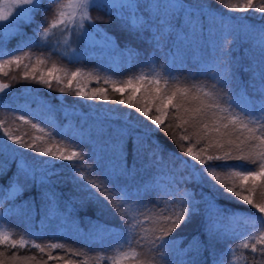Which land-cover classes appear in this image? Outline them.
<instances>
[{
    "label": "snow or ice",
    "instance_id": "1",
    "mask_svg": "<svg viewBox=\"0 0 264 264\" xmlns=\"http://www.w3.org/2000/svg\"><path fill=\"white\" fill-rule=\"evenodd\" d=\"M217 3L230 13L247 14L251 11L264 15V0H240L238 3L217 0ZM91 9L104 11L108 19H93ZM49 12L52 13L51 19L46 15ZM206 16L211 21L207 25V32L209 36L216 37L212 45L218 52L210 67L223 65L222 71L217 73V83H194L191 89H195V94L191 96V89L187 87H176L170 94L167 89L152 88L155 95L151 101L156 102V115L150 114L151 103L148 107H137L132 103L147 79L145 74L129 77L122 82V86L111 82L113 92L123 94L126 89L131 90L127 100L121 98L113 101L105 88H95L91 93L78 88L74 95L82 101L103 102L87 107L95 112V116L91 117L93 124L89 127V135L98 132L102 137H107L104 141L105 155L99 156L91 149L85 151L87 145L81 143L71 129L62 132L56 128L49 133L52 140L59 138L60 146L56 150L51 146L41 149L35 141L29 143L5 132L7 139L0 137V207L5 201L13 204L18 198L26 197L25 205L33 210L39 203L42 223L51 221L56 210H62L67 219H83L90 226V235L118 229L121 239L117 245H128L129 251H122L119 257L113 259V264H120L121 258L129 254L133 257L143 255L144 258L137 259L136 264H209L204 255L206 252L211 257V264H223L222 258L216 257L214 242L239 236L237 229L241 227L250 228L253 234L245 233L237 247L257 253V246H264V230L259 235L254 234L257 228L264 229V202H256L253 198L257 191L264 196V26L256 28L237 23L244 17L217 16L210 5H192L188 0H69L67 5L60 0H0V72L11 65H21L24 58L29 56L27 52L14 54L22 51L21 45L29 46L26 41L35 42L37 36L47 38L53 29H60L61 32L74 29L78 39L86 45L98 46L110 53L117 52L120 51L119 44L114 42L107 27L102 26L111 25L114 18L121 30L131 38L151 44L154 50H163L169 43L179 48L185 41L203 37ZM14 40L17 44L9 48ZM241 41L251 44V57L248 65L237 68L239 62L232 57V46ZM123 51L131 53L134 49L126 45ZM168 54L175 57L171 48ZM37 63L43 61L38 60ZM55 71L57 69L53 66L47 72L49 79H45L44 74L39 77L35 75L33 66L31 76L25 72L23 78H31L51 89V79L60 82L59 76L53 77ZM241 71L248 76L247 80L240 76ZM79 75V71L71 73L69 88ZM216 78L212 77L214 80ZM161 79L165 84L172 79L167 65L164 70L155 72L148 83L159 85ZM104 83H110V78H104ZM9 89V83H0V107L11 104ZM249 89H252L251 94ZM59 92L61 96L65 95L63 87L59 88ZM68 94L73 93L69 91ZM55 99L60 101L64 119L71 121L75 118L83 133L84 125L80 124L78 114L80 102L68 104L59 96ZM31 102L49 113L55 108L39 93ZM109 103L135 109L145 119L141 121L138 116L133 119L131 112L108 107ZM170 109L174 110L171 113L175 121L174 129L166 124ZM25 115L19 119L25 120ZM85 117L86 124L87 114ZM34 120L32 127L42 125V131L51 124L40 117H34ZM190 127L196 129L192 133L198 136L196 143H203L204 146L194 152L192 146L180 144L185 156L190 159L169 153L171 158L179 159L181 163L180 168H169L165 162L167 149L158 133L164 132L174 142H187L190 136L182 133L188 132ZM176 130L181 134L177 135ZM68 149H71L70 154ZM213 150L218 154H212ZM105 156L107 164L103 163ZM74 160L80 164V167L74 163L68 165L73 173L74 190L78 188L84 195L64 199L58 189L60 173L56 170V161ZM231 161L240 163L233 164ZM86 173L98 174L99 182L88 180ZM145 176L148 179H144ZM157 177L167 178L166 188L170 190L165 191L163 196L158 187L163 180L158 181ZM98 187L108 193L103 197L104 203L111 209L116 224L103 223L86 214L89 205H94V211L99 215L105 212L104 207L100 206L101 194L96 191ZM164 196L171 199L165 201ZM233 204H246L260 215H241L239 209L233 210L227 206ZM81 212H85L83 218ZM137 215H143V221H138ZM194 220L196 231L191 236L177 235L179 230ZM149 222L154 227H142ZM137 228H141L143 234L136 239V246L140 249L146 247L147 251L137 252V248L131 246ZM43 231L44 228L41 229ZM24 236L31 238L32 246L40 253L49 248L61 249L72 256L83 255L63 243H34L40 233L29 229H25L20 240L11 239L9 231L4 230V224L0 222V245L24 248L29 242ZM252 240L255 242L250 243ZM141 241L146 243L142 244ZM228 251L234 252L235 249L229 248ZM259 251L264 252V247ZM3 256L4 253L0 252V257ZM9 259L11 264H18V261L25 264L28 258H21L13 252ZM48 261L77 264L73 259L51 253L47 261L39 260L38 264H48ZM0 264H5V261L0 259Z\"/></svg>",
    "mask_w": 264,
    "mask_h": 264
},
{
    "label": "trees",
    "instance_id": "2",
    "mask_svg": "<svg viewBox=\"0 0 264 264\" xmlns=\"http://www.w3.org/2000/svg\"><path fill=\"white\" fill-rule=\"evenodd\" d=\"M68 0H60L62 4L67 5ZM192 5L196 4H205L210 5L212 9L215 10L217 16H231L234 18L244 17L242 20H237V23L248 24L253 27L259 28L264 26V15L260 13H240V12H229L227 9L223 8L221 4L217 3V0H188ZM226 2L238 3L240 0H226ZM55 7V5H53ZM91 15L93 19L97 17H103L108 19L105 12L99 9H91ZM46 15L51 19L52 13H46ZM99 22V21H98ZM210 17L204 18L205 33L203 37L197 36L191 41H185L183 44L176 47V45L169 43L168 47H164L163 50L156 49L154 50L153 46L149 43H143L138 40L131 38L127 33L121 30L118 26L119 22L115 21L113 18V23L111 25H102L107 27L109 34L114 38V42L119 44L120 51H117L120 57L125 60L118 61L117 63H111L105 56L100 54L99 56L96 53H87L82 51L79 48L78 53H73L72 51L64 52L62 49L58 48L54 44L49 42V39L41 38L37 36L35 42L26 41L29 46L24 47L21 45L22 51H17L15 55H23V53H29V56L25 57L22 64L11 65L4 68L3 72H0V83H9L10 89L8 90L10 94L14 96L8 99L11 100V104L8 107H0V137L4 136L5 132H8L14 136L22 138L26 142L35 141L41 149L52 147L53 150H56L60 145L58 143L59 138L52 140L49 136L50 132H53L56 128H60L62 132H68L70 129L73 134L76 135L77 139L81 143L86 144L85 151L91 149L92 151L101 155V150L106 151L105 148V139L104 136L102 140L97 136V132H93V137L89 138L84 132H80V128L77 124V120L73 118L71 121L65 120L63 112L60 109V101L56 100L55 97H60L61 100L66 101L68 104H72L74 101H79L78 105V114L80 116V124L84 125V129H89L93 124L91 117L95 116V112L90 110L87 105L89 104H103L101 101H82L81 98L74 95V91L78 88L91 93L95 88H105L108 95L112 98L113 101L119 100L121 98L127 100L128 95L130 94V89H126L123 94L113 92L112 83L117 82L118 86H122V82L129 77H135L137 75L145 74L147 79L143 82V87L140 88V91L134 97L132 103L137 107H148L151 103V115H156L155 112V103L151 101V97L155 95L152 92V88L160 87L162 90L167 89L169 94L171 91L176 88H190L191 85L198 82H205L208 84L217 83L219 76L217 73L222 71L223 65L219 68H211V62L214 56L218 55L212 45V40L216 37L209 36L207 32V25L210 24ZM155 31V29H153ZM31 35V33H29ZM177 43H179L177 41ZM17 42L14 40L9 45V48L14 47ZM130 46L134 51L131 53L123 51L125 46ZM227 46V45H226ZM169 48L171 52L175 53V57L169 55ZM251 44L247 41H241L238 44L232 46V57L238 61L237 68L246 66L250 62L251 52L249 49ZM8 59L10 57H4ZM38 60L43 61V63H37ZM167 65V69L170 72L172 77L167 84L164 80L161 79L159 85L149 84L148 80L153 78V75L157 71L164 70V66ZM33 66H35V75L39 77L41 74L45 75V79H49L47 72L49 69H52L53 66L57 71L53 72V77L59 76L60 82L57 80L51 79V89L47 85H42L35 80L24 79L23 73L29 72L30 76L32 73ZM207 69V71H205ZM74 71H79L80 75L73 80L71 88H69L68 80L71 78V73ZM5 73H7L5 75ZM213 76H216V80L212 79ZM240 76L247 80L248 76L244 72H240ZM97 77H100L97 80ZM104 78H110V83L105 84ZM63 87L65 89V95L61 96L59 88ZM220 85L218 84V89ZM35 90V91H33ZM71 91L73 94H68ZM252 89H249L251 94ZM36 93H39L41 97L50 101L51 105H54V110L49 113L45 109L41 108L38 104L32 103V99L36 97ZM195 94V89H191L189 95ZM24 95V96H23ZM25 97H31L30 101L26 100ZM27 101V103H26ZM7 103V101H6ZM108 107L120 108L124 111L131 112L133 119L137 116L141 121H144V117L140 116L135 109H127L124 105L109 103ZM189 106V105H185ZM172 111L170 109V115L166 120V124H170L172 128H175V121L172 118ZM28 113V115H25ZM85 114H87V123H84ZM25 115V120H20L19 117ZM34 117H40L43 120L50 121L51 124L49 127L44 128L38 126L36 128L32 127V123L35 122ZM28 121V122H25ZM226 122V121H225ZM150 123V122H149ZM255 127V125H250ZM196 129L189 128L188 132L182 133L189 135L190 139L187 142H182L176 140L175 142L166 136L164 132H159L158 136L160 140L165 145L167 151L165 152V162L169 168L175 167L180 168L181 163L179 159H174L169 156V153H175L177 157H184V159H190L185 156L182 148L179 146L183 144L184 147L192 146L194 152H198L200 148L204 145L203 143L197 144L196 141L198 136L192 135ZM169 134L171 135V129H169ZM176 134H181L179 130H176ZM10 143V142H9ZM104 147V148H103ZM100 149V150H99ZM71 149H68V154H70ZM212 154H218L214 150ZM106 157V156H105ZM99 158V157H98ZM44 159H49L44 157ZM76 164L77 167H80L79 161H56L57 171L60 173L58 178L59 184L58 189L63 193L64 199H69L72 197L83 196L84 193L80 192L78 188L74 190V184L72 181V171L68 167L70 164ZM91 163V161H89ZM104 164L105 159L103 160ZM230 163L236 164L240 163L238 161H231ZM86 167V166H85ZM88 180L93 183H97L100 180L98 174H88L86 173ZM54 179H57L54 177ZM144 179H148L147 176ZM158 181L163 180V182L158 184L159 189L161 190V195H164V192L170 189L166 188L167 178L157 177ZM98 194H101L100 206L104 207L105 212L103 215H99L94 211V205H89L86 214L91 216L94 220H100L103 223L107 224H116L117 220L114 219L111 209L107 204L104 203L103 197L108 195L102 187L96 189ZM18 198V199H25ZM253 198L256 202H264V196H261L260 192L257 191L253 194ZM171 197L164 196V200H169ZM178 199V197H177ZM17 201V200H15ZM163 206V205H162ZM233 210L239 209L241 215H248L249 213H255L259 216V213H256L254 209H251L250 206L246 204H233L227 205ZM59 211H55L58 213ZM40 207L39 203L37 204L36 210H25L23 212H14V211H3L0 215V222L4 224V230L9 231L11 239L20 240L22 235L25 232V229H29L33 232L40 233L38 239L34 243H40L42 245L50 243H63L69 246L72 249H76L83 253V255L72 256L70 253H65L61 249H49L46 248L44 253H40L35 247L30 245L33 243L30 237L24 236V239L29 242L25 244L24 248H12L10 244L0 245V252L4 253L3 259L5 264H11L9 257L13 252H16L19 257H27L25 264H38L39 260H48V254L59 255L65 259H73L77 261V264H113V259L120 256L122 251H129L128 245H123L122 247L117 245V241L121 239V235L118 229L113 228L110 233L106 232H96L94 238H82L78 237L76 233H72L62 228L61 225H58L59 216L54 213V217L51 221H44L45 226L49 228L55 227L57 231L53 230H44L41 232V229H37V225L33 224V216L35 220L40 219ZM63 213V212H61ZM27 214H29L27 216ZM85 212H81L80 216L83 218ZM136 219L138 221H143V215H137ZM76 224L75 229L84 231L89 226L83 219L77 221L75 219H67ZM42 222V221H41ZM61 227V228H58ZM90 227V226H89ZM143 228H152L154 224L149 222L142 226ZM12 229L15 231L12 232ZM261 228L254 230L255 235H259ZM196 231V221L183 227L178 231L177 235L191 236ZM237 232L239 236L227 237L219 241L214 242V251L217 259L222 258L223 264H264V252L259 251L264 246L258 245V252L252 253L250 249H241L237 245L241 243V237L245 233L253 234V230L250 228H238ZM143 234L141 228L136 229V235L131 241V246L137 248V252L147 251V248L140 249L136 246V239L139 238V235ZM252 240L250 243H254ZM142 244H145V241H141ZM235 249L234 252H229L228 249ZM205 258L209 260L211 264V257L209 253H205ZM34 257V259H33ZM143 255L138 257H133L129 254L126 258H121L120 264H136L137 259H143ZM19 264V261H18ZM48 264H63V261H48Z\"/></svg>",
    "mask_w": 264,
    "mask_h": 264
},
{
    "label": "rangeland",
    "instance_id": "3",
    "mask_svg": "<svg viewBox=\"0 0 264 264\" xmlns=\"http://www.w3.org/2000/svg\"><path fill=\"white\" fill-rule=\"evenodd\" d=\"M69 3V0L67 1V4ZM66 11H70L69 9H65ZM86 27H87V22H85ZM63 27V26H61ZM65 38H67V42H65ZM46 41L49 39V42L57 46L58 48L62 49L64 52H69L72 51L73 53H78L79 48L82 51H86L87 53H96L98 56L102 54L109 60L111 63H117L118 61L125 60L124 58L120 57L117 52H109L107 49H101L100 47L96 46H91V45H86L82 40L78 39L77 35L75 34V30H69L67 32H61L60 29H53L52 32L49 34L47 38H45ZM14 96L13 94H10V97ZM24 96V95H23ZM26 100L30 101L31 97H25ZM84 133L89 137H93V135H89V129H85ZM97 136L100 137L102 140V137L98 132L96 134ZM104 148V147H103ZM100 150V149H99ZM106 151L101 150V155H105ZM105 162L108 163L107 158L105 157ZM26 199V198H25ZM11 208V211L14 212H23L25 210H33L29 205H25L24 199H17V201H14L13 204H9L7 201H5L3 207H0V215L3 211L7 212L8 209ZM59 211L58 213H55L56 215L59 216V221H57L58 225H61L62 228L66 229L69 232L76 233L78 237L82 238H94L96 236V233L89 234V229L90 227L88 226L87 229L84 231H81L80 229L77 230L75 229L74 223L71 221H67L66 217L64 216L62 210H56ZM29 214H27L28 216ZM33 224H36L37 229H42L44 230H53L57 231L55 227L49 228V226H45L41 221L35 220V217L33 216ZM58 227V228H61ZM99 233V232H97ZM32 247V244L30 245Z\"/></svg>",
    "mask_w": 264,
    "mask_h": 264
}]
</instances>
